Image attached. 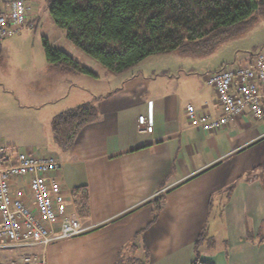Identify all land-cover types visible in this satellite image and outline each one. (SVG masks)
Returning a JSON list of instances; mask_svg holds the SVG:
<instances>
[{"label":"crops","instance_id":"obj_1","mask_svg":"<svg viewBox=\"0 0 264 264\" xmlns=\"http://www.w3.org/2000/svg\"><path fill=\"white\" fill-rule=\"evenodd\" d=\"M26 1L32 6L28 21L37 27L47 0ZM11 40L0 44L1 54L12 46ZM68 44L74 57L77 49ZM169 55L151 56L114 77L101 71L107 85L95 91L89 82H100V77L93 70L87 68L94 77H81L48 65L45 58L38 65L27 60L25 72L59 82L34 104L37 94L14 90L17 106L37 111L44 107L37 113L43 125L40 138L26 151L51 156L60 164L68 214L79 216L72 192L86 186L88 193L84 222L89 231L51 243L45 249L47 264H116L119 258L191 264L196 255L211 264H264V241H259L264 236V117L256 120L245 113L211 133L193 128L186 107L191 105L198 116L216 117V94L191 69L168 58L156 59ZM39 76L28 77L33 81ZM83 103L95 106L97 119L62 152L53 141L52 119ZM142 115L150 117L151 134L137 129ZM159 196L161 207L151 223L152 202ZM201 233L206 241L195 246ZM24 252L39 256L42 250ZM26 253L14 251L3 260L10 264Z\"/></svg>","mask_w":264,"mask_h":264},{"label":"trees","instance_id":"obj_2","mask_svg":"<svg viewBox=\"0 0 264 264\" xmlns=\"http://www.w3.org/2000/svg\"><path fill=\"white\" fill-rule=\"evenodd\" d=\"M47 11L53 25L65 32L67 42L108 72L121 75L151 56L214 53L220 44L241 37L264 18V0H47ZM42 46L48 65L94 77L67 52L51 47L47 39L42 40ZM254 54H249L246 64ZM96 119L92 103L56 115L51 132L57 148L67 152L79 131ZM72 195L77 214L86 219V186L75 189ZM162 200L159 196L152 202L151 223L157 218ZM204 241L201 233L195 246ZM259 241H264V236ZM208 242L209 247L214 245ZM116 264L142 263L119 258ZM191 264L211 263L200 261L196 255Z\"/></svg>","mask_w":264,"mask_h":264},{"label":"built area","instance_id":"obj_3","mask_svg":"<svg viewBox=\"0 0 264 264\" xmlns=\"http://www.w3.org/2000/svg\"><path fill=\"white\" fill-rule=\"evenodd\" d=\"M31 13L32 6L26 0L0 3V44L33 29L28 21ZM207 83L215 91L220 114L198 116L188 105L186 115L193 128L215 132L245 113L263 119L264 52L255 53L244 66L209 74ZM136 122L139 132L152 133L148 115L139 116ZM60 169L52 157L34 156L0 142V250H42L39 256L22 255L11 264H47L45 249L51 243L89 231L84 219L68 214L59 183Z\"/></svg>","mask_w":264,"mask_h":264},{"label":"rangeland","instance_id":"obj_4","mask_svg":"<svg viewBox=\"0 0 264 264\" xmlns=\"http://www.w3.org/2000/svg\"><path fill=\"white\" fill-rule=\"evenodd\" d=\"M40 8L41 6L38 7V11ZM42 9L44 12L39 11L40 23L38 26L31 30L25 29L18 36L10 38L11 41L14 40L12 46L3 49L0 58V142L6 147L16 146L25 152L28 149L31 150L32 144L37 143L40 138L38 136L42 132L43 125H41V118H38L37 113H41L44 107L38 111L33 109V111L30 107L17 106L14 99V90L21 87L23 90L21 92L27 95L29 93L37 94L38 98L31 103L34 104L42 102L48 88L57 86L59 82L51 77L39 76V72L38 74L25 72V68L29 65L27 60L34 59L35 64L38 65L40 59H44L43 39H47L53 48L61 49L67 53L70 52L67 49L69 42L65 39V32L53 26L46 7L44 6ZM76 51L75 60L81 59L82 62L86 63V66L92 63V66L85 67L91 71L93 70L100 77V82H89L92 90L95 91L107 85L108 79L104 76V73H100L101 71H105L113 77L115 76L86 57L81 51ZM259 51L264 52V18H260L253 23L241 37L220 44L215 52L208 56H194L174 52L169 56H161L156 59L168 58V61H173L176 65L182 66L183 69H191V75L203 81L204 79L207 80V77L211 74L210 72H215L219 68L244 66L247 56L250 53ZM82 66H84L83 63ZM33 75L39 77H34L33 81H30L31 78L28 76L32 77ZM80 76L83 77V74H80ZM37 128H40V130L34 135ZM43 136L46 138L45 134ZM14 251L1 250L0 264H9L11 261L8 259L5 261L3 258H9ZM27 254L30 253L27 252Z\"/></svg>","mask_w":264,"mask_h":264}]
</instances>
